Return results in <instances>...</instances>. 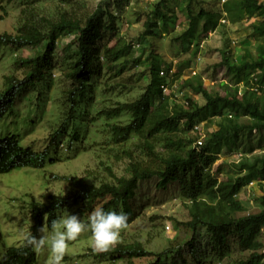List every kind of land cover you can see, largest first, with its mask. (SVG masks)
I'll return each instance as SVG.
<instances>
[{"label": "trees", "instance_id": "16d2710c", "mask_svg": "<svg viewBox=\"0 0 264 264\" xmlns=\"http://www.w3.org/2000/svg\"><path fill=\"white\" fill-rule=\"evenodd\" d=\"M11 3L14 0H1ZM29 1V0H23ZM69 3L72 0H64ZM186 6V26L175 37L176 41L199 48L200 42L208 34L215 32L226 23L237 25L244 20L257 17L258 22L248 26L249 36L257 40L255 48L244 47L239 61L234 53L221 50L219 66L226 69L225 84L219 90L210 91L201 75L182 79L180 72L161 76L162 66L158 54L153 51L146 56L149 82L141 96L132 102L118 103L116 107L104 109L98 115L107 119L130 116L126 124L110 123L109 131L114 145H122L133 138L140 140V147L150 162L133 160L126 174L115 176L112 183L95 185L85 178L64 176L70 183V194L66 197L51 195L48 202H31L32 226L30 232L39 236L44 225L51 228V221L59 214L74 211L76 215L89 212L99 200L109 199L102 207L105 210L126 213L132 211L131 201L135 199L140 182L158 179L157 186L165 189L177 184L180 197L186 203L190 220L185 225L193 232L204 228L210 235L214 249L224 251L229 242L235 241L241 252H248L245 259L227 264H263L264 262V1L226 0L220 11L201 8L192 9L194 0H181ZM166 0H160L152 13L147 16L140 40L159 36L160 25L167 30L169 22L175 23L178 15L170 16L164 9ZM100 2L97 10L86 19L64 13L57 20H45L46 29L36 23L25 21L16 35H0V45L17 48L32 47L43 49L33 57L16 60V65L24 68L25 77L17 84H9L0 90V175L15 170L45 169L54 164L51 154L67 142L71 149L74 142L83 137L77 127L84 123L86 108L83 100L92 87L96 74L101 72L103 61L116 65L124 58L127 44L102 45L106 34L117 30V16L112 10L103 8ZM108 17L107 22H105ZM222 20L226 22L223 23ZM108 23V24H106ZM73 34L71 45L75 46L71 64L66 74L71 82L67 90V111L64 123L50 135L49 144L42 152L22 146L15 135H1V121L15 107L17 97L24 90H38L47 81L53 69V57L59 38ZM193 48V49H194ZM186 50V51H187ZM124 61L117 74L124 73ZM172 65L168 66V70ZM180 83L188 104L171 101L164 106L162 85ZM200 95L204 104L193 96ZM90 98V96H87ZM80 122V124H78ZM206 123L211 131L206 134L203 145L196 148L200 135L194 125ZM73 126V127H72ZM71 127V129H70ZM255 133V134H254ZM244 148L238 161L215 164L218 153L223 148L230 151ZM230 163V170L224 165ZM222 176V178H221ZM251 183L257 184L260 194L255 198L258 211L247 213L241 194ZM83 207L78 209L77 207ZM179 226V224H177ZM179 247H169L155 253L145 250L140 244H119L112 254L126 257V264H135L134 258L150 257L148 264H204L194 254L186 257ZM193 246L191 251L194 253ZM36 251L27 246H4L0 251V264H37Z\"/></svg>", "mask_w": 264, "mask_h": 264}, {"label": "rangeland", "instance_id": "374dc122", "mask_svg": "<svg viewBox=\"0 0 264 264\" xmlns=\"http://www.w3.org/2000/svg\"><path fill=\"white\" fill-rule=\"evenodd\" d=\"M100 2L104 4L103 8L112 10L117 16V30L107 33L102 45L113 46L119 41L118 45L127 44L131 47L125 49L124 58L118 64L103 61L101 72L96 74L92 87L87 92L90 98H80L86 108L84 123L76 128L79 136L83 137L80 142H74L71 149L65 142L64 146L53 150L51 156L55 163L47 165L45 169L23 168L0 175V251H3L4 246H20L25 243L24 235L30 232L33 223L32 201L48 202L51 195L66 197L70 194V183L61 179L62 177L77 176L95 185L112 183L115 176L126 174V167L130 163L126 152L134 157L133 160L143 161L145 164L148 160L151 163L136 137L118 146L111 140L109 124L128 123V114L116 119L98 115L104 109L116 107L118 103L135 101L141 96L149 82V67L145 61L150 51L160 56L162 67L172 65L180 72V83L182 79L197 74L202 76L210 91H215L228 80L226 69L219 66L221 50H231L235 60L239 61L244 47L254 49L257 44V40L249 36L247 29L250 23L260 19L252 17L237 25L226 23V26H220L217 31L203 38L198 49L191 47L187 50L186 44L175 40L186 26L187 9L181 0H166L164 9L170 16L176 14L179 18L175 23L169 22L167 30L161 24L162 33L147 41L140 40L139 35L147 16L160 0H72L69 3L64 0H14L11 3L0 0V35H16L25 21L36 23L45 30L43 18L57 20L64 13L86 19L97 10ZM201 8L220 11L223 0H194L192 9L198 12ZM107 19L108 17L105 22ZM73 40V34L59 38L51 76L40 84L38 90H24L17 97L14 109L1 121L3 137L15 135L22 146L30 147L36 152L47 148L50 135L66 118V96L71 87L66 74L75 50V46L71 45ZM42 49V45L38 48L0 45V90L24 79V68L17 66L16 60L33 57ZM126 60L128 63L124 67V73L118 76L117 72ZM183 91L185 94L190 93ZM193 97L204 104L202 96ZM171 101L167 96L163 105L170 106ZM204 125L205 133H209L211 128L206 123ZM243 152L244 148L240 147L233 151L223 148L218 153L215 167L226 159L230 162L238 161ZM229 164L224 165L225 170L230 168ZM157 184V178L140 182L135 199L130 203L132 211L129 214L125 212L128 217L127 228L121 231L118 242L107 252L94 251L91 233L84 232L76 241L69 242L62 264H126V257L112 254L119 244H140L145 250L155 253L169 247H179L178 250H182L186 257L191 259V255L195 254L198 259L205 261L204 264L234 263L248 257L249 253L241 252L235 241L229 242V248L224 251L216 250L204 228L201 227L196 232L189 229L185 223L190 220V215L186 203L180 197L178 185L172 184L161 189ZM259 194L257 184L253 183L244 189L241 198L248 208L247 213L258 211L255 198ZM108 200H99L91 211L79 213L78 216L86 221L96 207H102ZM74 211L58 216L75 214ZM168 227H171L170 232L167 231ZM40 235L41 233L38 238ZM192 246L194 253L191 251ZM36 253L37 264H48L47 251ZM150 259L141 257L134 258L133 261L135 264H148Z\"/></svg>", "mask_w": 264, "mask_h": 264}, {"label": "clouds", "instance_id": "9594fccd", "mask_svg": "<svg viewBox=\"0 0 264 264\" xmlns=\"http://www.w3.org/2000/svg\"><path fill=\"white\" fill-rule=\"evenodd\" d=\"M127 220V214L123 211L105 210L98 206L86 221L75 214L63 215L51 221V230L45 225L41 227L39 238L28 232L24 240L38 253L47 251L48 264H62L69 242L76 241L84 232L91 233L94 251L107 252L118 242L121 231L127 228Z\"/></svg>", "mask_w": 264, "mask_h": 264}, {"label": "built area", "instance_id": "2783aa9c", "mask_svg": "<svg viewBox=\"0 0 264 264\" xmlns=\"http://www.w3.org/2000/svg\"><path fill=\"white\" fill-rule=\"evenodd\" d=\"M226 2V0H223V4ZM223 23H225V20H222ZM175 72V68L172 67L170 70H168V68H161L160 71V75L161 76H166L168 73L169 74H173ZM162 90H163V94L165 97L169 96L170 99L176 101V102H182L185 105L188 104V102L185 99V92L183 90H180V85L178 82H176L173 85H169V84H164L162 85ZM204 123H200V124H196L194 125V131L197 132L200 135V138L198 139V141L195 143L196 148H200L203 145V141L206 137V130L204 129ZM241 156V154H240ZM239 156V157H240ZM251 185H253V183H251ZM167 231L170 232L171 231V227L167 228Z\"/></svg>", "mask_w": 264, "mask_h": 264}, {"label": "bare ground", "instance_id": "6f19581e", "mask_svg": "<svg viewBox=\"0 0 264 264\" xmlns=\"http://www.w3.org/2000/svg\"><path fill=\"white\" fill-rule=\"evenodd\" d=\"M104 258V257H103Z\"/></svg>", "mask_w": 264, "mask_h": 264}]
</instances>
